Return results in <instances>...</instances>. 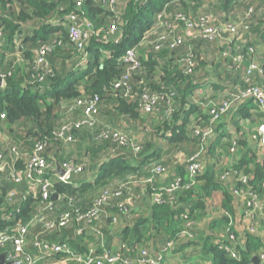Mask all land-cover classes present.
<instances>
[{
  "label": "trees",
  "instance_id": "16d2710c",
  "mask_svg": "<svg viewBox=\"0 0 264 264\" xmlns=\"http://www.w3.org/2000/svg\"><path fill=\"white\" fill-rule=\"evenodd\" d=\"M162 11L163 23L155 28ZM72 14L82 19L80 27L87 33L81 42L72 40L71 27L76 25ZM180 14L191 21L210 16L211 23L230 22L238 31H223L212 39L194 38ZM170 23H178V29H171ZM42 48L44 61H40ZM130 48L137 51L138 67L123 61ZM84 52L87 60L82 63ZM238 55L245 57L240 64L234 59ZM251 57L259 67L246 82ZM0 75V132L6 138H0V146L19 145L29 151L44 141V153L51 165H87L83 171L73 172L72 179L84 178L97 168V176L80 186L57 181V195L49 198L55 212L45 211L44 221L29 226L25 253L35 259L33 264H62L69 258L64 253L32 252L38 237L46 241L69 239L75 250L88 254L89 244L98 241L93 230L100 234L101 228L104 239H111V230L117 231L118 249L103 248L119 253L114 264H150L143 261L144 253L146 259L155 260L154 264H172L168 263L171 254L183 255L178 264H257L254 256H258V264L263 263L264 209L249 208L243 196L251 189L250 193L264 203V152L258 139L248 134L251 128L240 122L261 124L264 114L258 112L261 108L254 98L237 109L244 101L237 97L217 122L213 123L211 116L229 93L251 84L264 87V0H114L112 5L107 0H0ZM203 75L220 81L214 83L215 92L223 85L229 93L219 101L203 98L205 102H196V80ZM145 94L158 98L150 111L143 107ZM96 96L99 121L73 128L69 141L57 138L63 123L83 116L84 106L79 101ZM231 113L238 136L225 143L226 156L233 158L223 169L206 159L218 124ZM129 119L143 120L149 130L142 137H134L120 125ZM106 129L129 133L140 149L112 136L102 137ZM233 141L238 147L232 153ZM187 146L188 152H183ZM181 153L184 155L178 157ZM193 156L202 163V169L192 176L188 161ZM27 157L20 155L17 169L25 168ZM157 166L166 168L164 174L156 171ZM147 168L149 176L142 177ZM162 175L173 181L182 176L184 180L180 187L169 190L154 182ZM191 178L196 184L186 188ZM21 185L7 180L0 185L2 196L19 187L17 201L0 212V230L6 225L2 215L7 209L20 212L11 216L9 224H29L45 205L40 192H27L26 181ZM105 193L107 199L99 205L97 220L78 221L73 216L67 226L44 235L45 221L74 208L91 209ZM216 194H221L222 200L218 207L213 206L218 214L210 217ZM143 199L149 205L138 213L134 204ZM246 210L254 213L256 232L246 227ZM208 215L201 225V219ZM242 227L247 230H240ZM41 230L44 233L34 238ZM232 234L239 239L231 242ZM226 246H232L239 256L234 257ZM12 248L11 240L3 250ZM190 253L198 255L196 262H185ZM25 257H21V264L26 263ZM63 264L78 263L69 259ZM104 264H109L106 258Z\"/></svg>",
  "mask_w": 264,
  "mask_h": 264
},
{
  "label": "built area",
  "instance_id": "2783aa9c",
  "mask_svg": "<svg viewBox=\"0 0 264 264\" xmlns=\"http://www.w3.org/2000/svg\"><path fill=\"white\" fill-rule=\"evenodd\" d=\"M110 2V5L114 2V0H107ZM181 20H183L186 25L191 28V32L193 33V37H205L212 39L214 37H220L222 32H230V33H236L237 27L228 22V23H222V24H215L211 23V17L210 16H203L200 18V21H191L188 20L184 15L180 14L178 16ZM158 23L155 26H159L161 22L163 23V11L161 14L157 16ZM171 29H178L179 24L178 23H170L168 25ZM196 29V31H195ZM71 36L72 40L76 42H81L85 37H87L86 31L82 30L79 25H75L71 27ZM160 45H162L160 43ZM81 47V43L79 44ZM81 62L85 63L87 60V53L84 52L81 55ZM235 61L240 64L245 60V57L243 55H238L235 58ZM40 61H44V48L41 49V56ZM123 61L131 63L133 67L140 66V61L138 59L137 51L135 48H130L126 54L123 56ZM250 61V64L248 65L247 72L244 75V80L246 82L250 81V74L253 70L257 69L259 67L258 62H256L252 57L248 60ZM2 76V75H1ZM3 78V76H2ZM117 85H120L117 84ZM124 85H127V82L125 80ZM237 97L243 98L244 102L245 100L249 98H254L257 103H259V107L264 110V87L251 84L244 90H239L238 92L229 93L227 96V99L224 100L223 104H221L218 109L212 110V116L211 121L213 123L217 122L220 117L224 114L230 111L232 104L235 102ZM99 98L96 96L94 98H91L89 100H83L79 101V104H82L84 106V113L83 116L79 120L75 121H68L61 125V127L58 129L57 132V138L62 139L64 141L71 140V136L68 134L69 131H71L73 128H81L84 126H93L98 121V114H99V105L98 100ZM158 98L156 96H150L148 94L144 95V102L143 105L144 109L146 111H150L152 108V105H154L157 102ZM5 115L2 114V117ZM211 132L210 130L206 131V134H209ZM112 136L117 141H120L124 145H130L132 144L133 147L136 149H140V147L137 144H134L132 142L133 137L129 135L127 132H122L120 129H106L105 132L102 133V137H109ZM254 137L258 139L260 142V145L263 147L264 152V124H261L259 128L257 129V133L254 134ZM0 138L4 139L6 141L5 136L0 132ZM137 145V146H136ZM46 142L44 141H38L35 143V145L32 147L29 157L27 158L26 166L22 169H17L16 161L19 159L21 153V149L19 145H12L9 149V152L7 153L6 149L3 148V146H0V173L4 175L8 180L16 183V184H22L25 181L28 183V190L27 192H34L35 194L40 192L42 200L44 202V207L38 211V213L34 216V218L30 221L29 224H21L20 221H17L16 224H9L7 221H11V216L15 217L17 213H20L18 211H14L12 209L8 210L7 214L2 216V219L5 220V226L2 230H0V250H3L6 247V244L9 241H13V248L11 250L7 251L6 254V261H18L21 263V257L23 255H26L25 257V264H33L35 263V259L26 254V243H27V234L29 232V226L30 224H33L34 222H37L39 220L44 221V212L50 211L55 212L54 207L49 201L50 197H53V194L56 193L55 190V184L57 181L64 182V183H71L72 182V173L73 172H81L83 171L87 165L83 167H74L69 163H62L60 164L61 167L65 170L64 175H59L57 178L54 177L56 163L51 165L49 161L47 160V157L45 156V149H46ZM238 145L236 141H233L232 146L230 147L231 152H235ZM8 154L11 157V159H8ZM189 162V172L193 176L195 175L200 169H202V163L197 160V156H193L190 158ZM165 167L163 166H157L156 171L160 174H164ZM53 170V172L51 171ZM184 177L180 176L172 184L167 187V189L172 190L175 188L180 187L181 181L184 180ZM243 182H246L245 176L242 175ZM191 183H187L185 187H190L192 185L196 184V179L191 178ZM251 189H248L247 195L243 196L244 200H246V204L249 208H252L253 210H262L264 209V203L260 200L259 196H257L255 193H250ZM238 191V190H237ZM244 192V191H243ZM17 193L18 191L16 189L10 190L8 193H6L3 198V203L7 202L6 204L9 206H13V203L17 201ZM250 193V194H249ZM159 195V194H158ZM240 195V194H236ZM248 196V197H247ZM107 199V194L105 193L99 200H97V203L95 207L88 209V210H81L80 208H74L73 212H62L59 214L58 218L55 220H47L45 221L44 228L45 231L54 230L57 227L67 226L72 217H76L78 221H87V222H93L99 218L100 209L99 205L102 204ZM156 201L159 200V196L155 198ZM246 222L248 223V230L251 232H256L257 228L253 226L252 220L254 218V213L251 210H246ZM242 227L240 230L246 231L247 228ZM15 230V231H14ZM13 231V232H11ZM82 229L79 230L80 233H82ZM99 232V231H98ZM231 242L236 241L237 238L236 235L232 234L230 236ZM171 245V244H169ZM35 251L33 250L35 254H52V253H64L68 255L67 260H73L74 262H77L78 264H104V258L109 262V264H114L116 260L119 258V253H111L110 251L104 250L102 253H97L94 250H90L88 254H83L79 252H75L73 247L68 241H46L40 237H38L34 243ZM226 249L233 254L234 257H238L239 253L236 250L232 249V246H226ZM3 251H6L3 250ZM147 255L144 253V262H149L150 264H154V259H146ZM262 257H264L262 255ZM66 259L62 260L61 263H66ZM264 264V261L263 263Z\"/></svg>",
  "mask_w": 264,
  "mask_h": 264
},
{
  "label": "crops",
  "instance_id": "0c3cea01",
  "mask_svg": "<svg viewBox=\"0 0 264 264\" xmlns=\"http://www.w3.org/2000/svg\"><path fill=\"white\" fill-rule=\"evenodd\" d=\"M196 82L199 83L198 84L199 88L196 90V93H197V96L195 97V101L196 102H199V100H201V101L203 100L205 102V100L203 98H210L211 101L212 100L219 101L220 99H222V97H223L224 94H228L229 93L228 90L225 89V87L223 88V85H221V88L218 89L217 92H215V84L214 83H216V82L220 83V81L216 80L212 75H207V76H204L203 75V76L199 77L198 80H196ZM234 86H236V85H234ZM201 97H202V99H200ZM244 103H245L244 101L243 102H240L237 105L236 108L238 109ZM258 112L259 113H262L263 112L262 114H264V110H262V109H259ZM233 113H231L226 119H223V121H221L218 124V130L216 132L217 134L211 140V142L209 144V148H210L209 149L210 154H208L209 155V159L208 160L206 159V162L208 161V163L217 164V166H219V167H222L223 166V169L226 168L225 166L229 162H231V158H230V155L231 154L229 155V157L226 156V154L229 153V152L228 151H225V146H226L225 143H226L227 140L231 141L230 138L232 137L231 134L234 132V128H236V130L238 129V127L235 124V122L233 120V117H232V114ZM145 123L146 122H144L141 119L138 120V121H136V120H130L129 119V120H124V121L122 120V122L120 123V125L122 126L121 128H123L126 131L130 132L131 135H133L134 137L135 136L142 137L145 134L144 132L146 130L148 131L149 130V127H150L149 124H145ZM240 124L242 126H245L246 128L247 127H253V130L255 129V131H256L261 124H264V122L261 123V124L255 123L254 125H251V126H250V124L248 122H245V121L240 122ZM230 131H231V134L229 133ZM252 133H254V132H252ZM159 140H160V143H161L162 142V139L160 138ZM3 148L6 149L7 153L9 152L10 147H8L7 144L3 143ZM167 148H169V147H167ZM186 148H187V150L186 151H183V152H188V146ZM20 149H21V147H20ZM31 149L29 151H23L21 149V153L22 154H27L28 157H29V153H30ZM9 155L10 154H8V159H11V157ZM183 155H184V153H181V154L178 155V157H182ZM102 161H104V160H102ZM102 161L99 162V163H97L98 164V167H100V165L102 164ZM179 161H181V160H179ZM96 169L97 168H94L91 171V173H90L91 174V180H93L94 177L97 176V174H96L97 173V170ZM58 176L59 175L57 173L54 174V177L55 178H57ZM141 176L142 177L149 176V174H148V168H147V172L145 173V175H141ZM4 180H7V182H10V183H14V182L8 180L6 177H4L3 174L0 173V185L3 184V181ZM91 180H87V181H91ZM142 180H144V179H142ZM172 180H173V178L170 179V178H167L166 176H163L162 175V176L155 177L154 182L158 186H167ZM73 182L75 183L76 186H80L82 182H85V180H83V178H79V179L78 178H74V179H72V182L71 183H73ZM14 184L17 185V186H19V187L22 186L21 184H16V183H14ZM19 187H13V188L9 189L6 193H8L12 189H16L17 190V188H19ZM28 188H29V186L27 185V190H28ZM138 193H140V192H138ZM1 194H2V191L0 190V212H1L2 208L5 207V206H8V209L11 207V206H9V205L6 204L7 202L3 203V200L2 199L4 198V196H2ZM136 196L139 197V195H136ZM134 205H137V208L140 207V209H137L136 208V210H137L136 212L140 213L143 209H145V208L148 207L149 203H148V200L147 199H143V200L136 201V203ZM8 209L5 212H3V215L2 216H4L5 214H7ZM210 211H211V213L209 214L210 217H214L215 214L216 215L218 214V211L213 212V207H212V209ZM209 215L207 217H205L204 219H201L202 220L201 225H203L205 222H207ZM38 226H40V225H38ZM247 226H248V223H247ZM93 231H94L95 236H97L98 241H95L94 240V242H92V243L89 244L90 250L92 249V250L96 251L97 253H102L104 251L103 248H109V249H113V250H115V249L117 250L118 249L119 241H118V234H117L116 229L115 230H111L112 232L110 231V234L109 235H110V238L111 239H109V238L108 239H104L103 238V230H102V228H101L100 234H97L96 230H93ZM44 232H46L44 235H46L48 233V231H44ZM44 232H42V230H41L40 232H38L34 236V238L37 235H39L41 233H44ZM51 241H68L71 244V242H70L69 239H65L64 240V239H61V238H57V239H54V240H51ZM31 248H32L31 251H33V250L35 251L34 245ZM73 249H74V247H73ZM7 251H8V249L6 251H1L0 254L2 252H6L7 253ZM74 251L75 252H78L75 249H74ZM187 255H190V256L185 257L186 262H189L191 260L194 261V262H196L198 260V257H197L198 255L195 254V253L194 254H187ZM178 256H181L182 257L183 255H178ZM168 261H169L168 263L178 264V259H177V256L176 255L175 256L172 255V254L169 255ZM18 264H21V263H18Z\"/></svg>",
  "mask_w": 264,
  "mask_h": 264
},
{
  "label": "water",
  "instance_id": "95a60500",
  "mask_svg": "<svg viewBox=\"0 0 264 264\" xmlns=\"http://www.w3.org/2000/svg\"><path fill=\"white\" fill-rule=\"evenodd\" d=\"M73 21L75 22L76 25H79L81 26L83 21L82 19L76 17L74 14H72L70 16ZM3 85V78L2 76L0 75V87ZM55 172L58 174V175H64L65 174V170L61 167L60 163L57 162L56 163V168H55ZM53 195H57L56 193H54ZM6 252H2L0 254V264H18L19 262L18 261H11V262H7L5 259H6ZM253 260L258 264L259 263V260H258V256H254L253 257Z\"/></svg>",
  "mask_w": 264,
  "mask_h": 264
},
{
  "label": "rangeland",
  "instance_id": "374dc122",
  "mask_svg": "<svg viewBox=\"0 0 264 264\" xmlns=\"http://www.w3.org/2000/svg\"><path fill=\"white\" fill-rule=\"evenodd\" d=\"M193 118H195V117H193ZM260 124V123H259ZM251 128V132H249L248 131V133H249V135L250 134H256L257 133V131H255V129L253 130V127H250ZM236 132H238L237 130H236V128H234V132L231 134V131L229 132L231 135H232V137L231 138H234V137H236L237 136V133ZM252 132H254V133H252ZM21 134H23V132H21ZM14 138H15V136H14ZM16 139V138H15ZM257 146H258V144H257ZM257 154H258V156H260V155H262V151H261V149H258L257 150ZM230 158H231V160H232V158H233V156H231L230 155ZM85 176V177H84ZM83 177V180H85V181H87V180H91V174L89 173V174H86V175H84ZM172 182H174L173 180L167 185V187H169L171 184H172ZM221 200H222V197H221V194H216L215 196H214V198H213V200H212V202L211 203H213V205H212V207L215 205V207H218L219 205H220V202H221ZM213 212H216V210L214 211V207H213ZM191 254V253H190ZM181 258V256H177V259H180ZM185 262H186V259H185Z\"/></svg>",
  "mask_w": 264,
  "mask_h": 264
},
{
  "label": "clouds",
  "instance_id": "9594fccd",
  "mask_svg": "<svg viewBox=\"0 0 264 264\" xmlns=\"http://www.w3.org/2000/svg\"><path fill=\"white\" fill-rule=\"evenodd\" d=\"M161 14V13H160ZM159 15V14H158Z\"/></svg>",
  "mask_w": 264,
  "mask_h": 264
}]
</instances>
